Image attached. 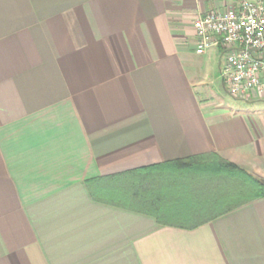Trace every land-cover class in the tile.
<instances>
[{"label":"crops","instance_id":"1","mask_svg":"<svg viewBox=\"0 0 264 264\" xmlns=\"http://www.w3.org/2000/svg\"><path fill=\"white\" fill-rule=\"evenodd\" d=\"M228 5L0 0V264H264V196L177 164L264 181V109L218 96L219 47L195 53V17ZM158 164L146 212L86 184Z\"/></svg>","mask_w":264,"mask_h":264},{"label":"built area","instance_id":"2","mask_svg":"<svg viewBox=\"0 0 264 264\" xmlns=\"http://www.w3.org/2000/svg\"><path fill=\"white\" fill-rule=\"evenodd\" d=\"M195 53L219 47L220 77L228 93L248 100L264 93V0H229L193 20Z\"/></svg>","mask_w":264,"mask_h":264},{"label":"trees","instance_id":"3","mask_svg":"<svg viewBox=\"0 0 264 264\" xmlns=\"http://www.w3.org/2000/svg\"><path fill=\"white\" fill-rule=\"evenodd\" d=\"M181 162L177 164L191 167L181 168V171L211 173L225 178L228 183L231 182L235 192H242L239 204L264 196V181L253 177L216 154L190 158ZM165 165H152L91 178L86 181V184L91 196L97 201L146 212L155 202L153 191L160 182L163 168L167 167Z\"/></svg>","mask_w":264,"mask_h":264},{"label":"rangeland","instance_id":"4","mask_svg":"<svg viewBox=\"0 0 264 264\" xmlns=\"http://www.w3.org/2000/svg\"><path fill=\"white\" fill-rule=\"evenodd\" d=\"M215 90H216V93L218 94V96H220L224 101L230 103L235 108H237V107H243V108L253 107V108H257L261 104V109L262 108L264 109V102L255 103L253 106H249L248 104H246V102L244 100L237 99V98L229 95L228 93H226V91L220 86L219 83L215 86Z\"/></svg>","mask_w":264,"mask_h":264}]
</instances>
